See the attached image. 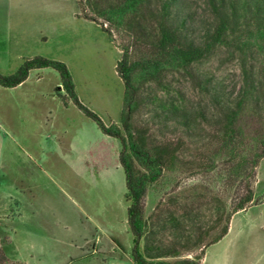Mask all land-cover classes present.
I'll list each match as a JSON object with an SVG mask.
<instances>
[{"label":"rangeland","instance_id":"374dc122","mask_svg":"<svg viewBox=\"0 0 264 264\" xmlns=\"http://www.w3.org/2000/svg\"><path fill=\"white\" fill-rule=\"evenodd\" d=\"M189 1L200 34L211 13L206 0ZM93 16L88 0H0V74H13L36 56L62 61L79 100L107 126H122L125 85L116 66L122 44L138 54L141 42L134 31L112 29L110 37L104 28L109 24ZM195 66L202 79L219 87V100L234 97L243 83L241 63L226 48ZM168 80L207 118L189 130L173 121L159 124L145 109L135 116L151 142L177 146L181 159L148 187L145 217L158 205L167 211L191 206L198 226L210 231L216 205L230 211L249 182L254 197L248 210L233 214L234 231L209 245L201 262L206 256L204 264H264V157L247 177L236 174L226 153L207 154L216 145L213 95L178 73ZM60 82L59 72L45 67L32 69L18 86L0 84V264H134L121 142L103 133ZM152 91L164 94L154 86ZM240 127L241 151L251 156L261 149L264 109L259 114L248 109ZM159 239L170 244L171 231H161ZM200 252L201 247L182 250L181 258Z\"/></svg>","mask_w":264,"mask_h":264},{"label":"trees","instance_id":"16d2710c","mask_svg":"<svg viewBox=\"0 0 264 264\" xmlns=\"http://www.w3.org/2000/svg\"><path fill=\"white\" fill-rule=\"evenodd\" d=\"M88 2L94 14L91 19H102V25L108 23L110 27H103L110 37L112 29L134 31L136 39L141 42L137 46L138 54L131 44H122V57L116 66L125 85L120 116L122 126L116 123L107 126L79 100L71 73L62 61L42 56L27 59L15 73L0 74V84L15 87L24 82L35 68L52 67L57 70L60 83L73 103L93 119L103 133L121 142L119 161L125 171V197L130 202L128 223L133 234L134 264H203L201 259L206 248L228 233L233 214L246 209L253 200L254 191L248 182L245 195L226 213L224 206L216 205L217 216L210 231L222 226L212 234L208 228L198 226L197 213L191 206H178L167 211L158 205L145 217L143 198L148 187L165 171H173L181 159L177 146L154 144L148 130L137 127L134 120L145 109L159 124L167 126L173 121L190 130L193 124L207 118V115L203 109L188 106L183 101L182 91L173 89L168 77L178 73L193 81L198 80L200 89L212 94L215 100L214 108L209 111L212 125L216 128L213 134L216 145L208 149L207 154L217 156L226 153L235 162L237 175L243 172L247 177L253 176L264 157V138L260 141V150L251 156L245 155L241 151L244 133L240 120L248 109L257 114L264 109V0H206L212 20L200 34L192 25L195 15L189 0ZM223 48L227 49L229 58L237 57L240 61L243 83L234 97L219 100V87L209 78L202 79L195 65ZM153 86L164 94L152 91ZM164 230L172 233L170 244L161 243L159 239V233ZM141 239H144L143 247ZM198 247H201V252L197 256L181 258L182 250L192 251Z\"/></svg>","mask_w":264,"mask_h":264},{"label":"crops","instance_id":"0c3cea01","mask_svg":"<svg viewBox=\"0 0 264 264\" xmlns=\"http://www.w3.org/2000/svg\"><path fill=\"white\" fill-rule=\"evenodd\" d=\"M20 85V84H19ZM18 86V85H17ZM248 209H244V210H240L238 213H240V212H242V211H247ZM238 213H236L235 214V216L238 214ZM234 216V217H235ZM234 218H233V220H232V224H231V226H230V228H229V231H228V233L224 236V237H226V236H228V235H230L233 231H234ZM206 257V256H205ZM205 257H204V259H203V264H204V262H205ZM239 262V261H238ZM228 263V262H227ZM229 264V263H228ZM232 264H233V260H232Z\"/></svg>","mask_w":264,"mask_h":264}]
</instances>
